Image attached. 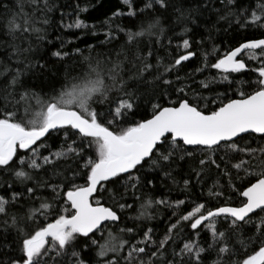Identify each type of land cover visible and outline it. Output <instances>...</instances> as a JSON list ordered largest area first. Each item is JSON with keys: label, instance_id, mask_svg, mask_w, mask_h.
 I'll list each match as a JSON object with an SVG mask.
<instances>
[{"label": "snow or ice", "instance_id": "obj_1", "mask_svg": "<svg viewBox=\"0 0 264 264\" xmlns=\"http://www.w3.org/2000/svg\"><path fill=\"white\" fill-rule=\"evenodd\" d=\"M30 3L35 7L33 12L27 13L24 12L23 0H16V8L19 11L9 10L10 18L6 24L8 33L12 36L18 33H35L38 40H44L42 33L45 29L36 25L48 24L46 11L50 10L49 0H44L42 6L40 0H30ZM123 3L128 6L127 12H114L109 22L122 15H138L132 0H123ZM154 3L159 4L161 8L167 7V0H154ZM4 7L9 9L7 4ZM152 7L153 0L144 5V9ZM225 8L227 16L222 15L220 19L238 18L236 23L245 29L264 27V0H258L255 8H252L251 4L247 8L242 3L238 5V0H226ZM144 9H140V12ZM36 13H41L42 18ZM181 18L187 19L183 12ZM229 22L231 23V20ZM66 27L80 29L88 25L77 18ZM183 31L187 33L189 29L185 27ZM163 33L159 18H155L148 19L147 22L142 21L138 30L127 31L126 35L128 43L131 44L145 35L159 37ZM112 38L111 32L106 34L107 41ZM181 39L185 53L176 58L173 64L164 66V73L156 75L151 82H146L145 73L152 65L144 57H136V60L140 61L139 64L132 62L136 71L128 79L123 75L120 54L111 62V66L104 65L100 60L93 63L91 57H85L87 70L81 77L74 78L64 85L58 93L53 91L51 96H47L25 90L16 101L15 110H9L8 106H5L0 114V170L12 169L23 188L17 191L9 185L11 199L0 196V217H3L0 224L5 231L10 228L16 230L17 249L14 251L19 252V255L3 252L0 254V264H48L46 257L52 260V264H59L56 258L67 256L69 249H73L71 256L75 258L74 264H92L82 258L81 252L92 250V246L97 245L98 242L94 238L97 232L103 233L109 223L120 221V215L114 207L102 203L97 194L108 191L109 183L115 190L126 174L125 190L128 186L136 189L141 181L139 176L133 175V170L139 173L145 165L149 171L158 169L165 176H171L168 169L178 160L193 158L195 154L202 157L198 161L199 168L193 169L196 177L201 178L205 169L210 171L214 166L229 177V186H233L240 198L239 204L208 208L205 203H196L190 211L180 215L168 227L167 234L155 250L151 251L148 264H156L153 258L163 257L167 245L174 242V235H179V231L185 227L191 229V235L183 242L179 252L174 250V256L179 257V260L172 259L166 264H202V254L208 249L215 251L217 255L213 264H229L232 256L238 251L231 246V241L234 236L238 239L244 236L247 232L246 225L253 226L256 233V239L249 237L248 242L255 244L259 241V247H254L251 253H246L233 264H264V38L238 42L223 55L220 54L219 48L213 46L210 53H204V67L196 70L202 72L204 68L210 67L221 74L218 80L213 77L200 81V87L203 89H209V85L216 82L227 81L231 85L233 80H237L239 83L237 77L230 80L231 74L255 73L253 83L256 86L252 88L250 84L251 91L246 92L241 88L238 98H232L227 93H218L216 97L210 98L193 92L194 101L187 98L185 86L173 87V81L164 78L165 74L177 71L182 62L195 55L193 51H189L190 40L183 36ZM76 52L79 53L80 50L76 49ZM51 55L58 60H64L69 53L57 50ZM210 56L217 57L215 62L209 63ZM242 56L258 61L259 66L249 68ZM25 67L32 66L26 64ZM105 73L111 85L106 82ZM20 76L21 72L17 70L10 82L11 86L17 85ZM129 80L134 82L131 88ZM176 80H181L178 74ZM159 82L168 88L158 96L156 88ZM149 83L153 88L152 97L156 100H149L151 115L134 119L140 108L138 100L144 98L137 93L141 90L147 92ZM170 91L177 93L175 99L169 95ZM113 92L116 93L115 96L112 95ZM160 96L167 100V106L159 102ZM32 100H35L34 108ZM200 101L204 102V108H207L209 103L218 102L219 106L205 111L201 108ZM20 107L24 109L23 116L19 115ZM61 131L64 132V146L50 155H42L38 149L44 146L43 141L53 132L58 134ZM257 138L259 142L253 147L252 142ZM93 147L95 158L85 151ZM21 151H30L31 156L26 159L25 156L18 155ZM221 152L223 154L216 159L217 154ZM69 159L73 160V167L69 169L71 176L64 174L63 180L57 183L45 178L47 169L43 168L44 165H54L55 161ZM17 161L19 168L15 167ZM229 163L231 168L235 169L236 179L244 182L243 186H234L232 172L227 167ZM25 165L28 170H25ZM77 177H82L84 182L76 183ZM29 180L33 181L34 186L26 184ZM133 180L135 183L129 185ZM146 183L152 185L153 180L148 179ZM183 183L187 187L189 180L185 179ZM37 189H49L54 195L51 199L44 198L37 194ZM209 195L219 198L224 193L210 191ZM25 199L32 203L25 204ZM36 201H39L38 206ZM56 201H62L65 207L61 209ZM153 203L163 205L167 204V201H145L137 219L147 216V209ZM184 203V200H177L175 206L178 208ZM13 206L17 207L10 211ZM68 206L71 209L70 215L58 214L53 221L30 229L27 222L35 221L39 216L47 219L54 209L68 213ZM126 206L119 204L120 209ZM221 218L224 230L218 227ZM201 230H207L211 237L208 249L201 246L198 239H192L193 235L199 237ZM120 231L131 233L133 229L122 228ZM150 232L151 229L144 232L143 239L139 242L145 246H133L129 250L128 259L146 253L147 243L151 240ZM243 242L241 239V243ZM125 243L126 241L118 240V237L109 232L104 243L98 245L96 256L103 258L108 253H118ZM80 246L81 251H76ZM51 253H55V257L50 256ZM95 264H119V259L96 260ZM140 264H145L143 259H140Z\"/></svg>", "mask_w": 264, "mask_h": 264}, {"label": "trees", "instance_id": "obj_2", "mask_svg": "<svg viewBox=\"0 0 264 264\" xmlns=\"http://www.w3.org/2000/svg\"><path fill=\"white\" fill-rule=\"evenodd\" d=\"M23 2L24 12H33L35 6L30 3V0H23ZM43 2L44 0H40L41 6ZM148 2L149 0H132L138 13L137 16L122 15L109 22V18L112 17L114 12L118 10L127 12L128 6L123 3V0H49L50 10L46 11L48 24L36 25L45 29L42 33L45 39L38 40L35 33L31 35L28 33H18L15 36L9 35L6 27L7 20L10 18L9 10L19 11V9L16 8V0H0V114L3 113L6 105L9 110H15L16 101L19 100L20 95L25 90L34 91L41 95L46 94L47 96H51L53 91L58 93L64 85L84 74L87 70L85 57H91L93 63L100 60L104 65L111 66V62L115 61L118 54H120L119 59L123 61L125 79L135 73L136 69L132 67V62L140 63L136 60V57H144L152 65L151 69L145 73L146 82H151L156 75L164 73V66L173 64L176 58L185 53L181 46V36L190 40L191 47L189 51H193L195 55L188 61L182 62V66H179L177 71L165 74L164 78L172 80L173 87L185 86L189 100L194 101L193 92L210 98L216 97L218 93H227L232 98H238V91L241 88L247 92L256 86L253 83L256 78L255 73L245 72L230 75V80L232 77H237L239 83L237 80H233L231 85L227 81L216 82L211 83L209 89H203L200 87V81L210 80L213 77L218 80L221 74L210 67L204 68L202 72L196 70L204 67V53H210L213 46L219 48L220 54L223 55L224 52L237 45L238 42L251 38H264V27L245 29L236 23L238 18L220 19L222 15L227 16L226 0H167L166 8H161L153 0V7L144 9V5ZM257 2L258 0H238V5L242 3L247 8L251 4L252 8H255ZM5 4L9 6V9H5ZM140 9H144V11L140 12ZM233 11H235V8H233ZM181 12L184 13L187 19L181 18ZM36 15L42 18L41 13H36ZM77 18L81 19L88 27L80 29L66 27L74 23ZM155 18H159L161 22V27L164 29L163 35H159V37L145 35L131 44L128 43L127 31H136L142 21L147 22L148 19ZM185 27L189 29L187 33L183 31ZM109 32L112 33L113 38L107 41L106 34ZM76 49H79L80 52L77 53ZM57 50L68 52L69 56L65 57L64 60H58L51 55L53 51ZM149 52H151V55H149ZM216 58V56H210L209 63L215 62ZM241 58L247 62L249 68L259 66L258 61L249 60L247 56ZM26 64L32 67L26 68ZM38 65H45V67L40 68ZM17 70L21 72V76L17 85L13 87L10 82L13 76L16 75ZM177 74L181 77L180 81L176 80ZM105 77L106 82L111 85V81L107 80V73H105ZM133 84L134 82L129 80L130 88ZM250 84L252 88L249 87ZM166 88H168L167 85L159 82L156 88L157 95L159 96L160 92ZM152 91L153 88L149 83L147 92L141 90L137 93L138 96L144 98L138 100L140 108L134 119L150 117L152 108L149 100L156 102L155 98L152 97ZM112 95L115 96L116 93L113 92ZM169 95L175 99L177 93L170 91ZM159 102L167 106V100L162 96H160ZM31 104L34 108L35 100H32ZM200 106L203 110L208 111L218 107L219 103H209L207 108H204V102L200 101ZM94 107L100 108L101 106L94 105ZM103 107L106 108V106ZM19 115H24L23 107H20ZM64 141L63 131L58 134L53 132L43 141L44 146L40 147L38 151L42 155H50V153H54L63 147ZM257 142H259V138L252 142V146L255 147ZM77 143H79V139H77ZM85 151L95 158L94 147ZM29 152L24 153L21 151L18 155L25 156L27 159ZM222 154L223 152L217 154L215 158L219 159V155ZM200 158H202L200 154H195L193 158L186 157L185 160H178L171 169H168L171 176H165L158 169L149 171L147 165L139 173L133 170V175L139 176L141 181L136 189L128 186L125 190L127 174L115 190H113L111 183L107 184L108 191L97 194L98 198L107 206L114 207L120 215V221L115 224H108L103 233L97 232L94 237L98 242L97 245L92 246V250L82 251V258L85 261H91L92 264H95L96 260L108 261L117 258L119 264H140V259L148 264L151 251L155 250V247L167 234L168 227L180 215L190 211L196 203H205L208 208L225 205L238 206L240 198L233 190V186H229V177L219 172L214 166L210 171L205 169L201 173V178L196 177L193 169L199 168L198 161ZM15 167H20L18 161ZM72 167V159L58 160L55 161L54 165H44L43 168L47 169L45 178L52 183L60 182L63 180L64 174L71 176L69 169ZM227 167L232 172L234 186H243L244 182L236 179L235 169L231 168V163ZM24 168L28 170L27 165ZM56 173L60 175H56ZM241 175L243 174L241 173ZM148 179L153 180L152 185L146 183ZM185 179L189 180L187 187L183 183ZM251 179L254 180V177ZM83 182L82 177L76 178V183ZM131 183H135V181H130L129 185ZM26 184L34 186L31 180L26 181ZM9 185H12L17 191L23 188V185L14 176L12 169L0 170V196L10 200L11 189ZM210 191H222L224 195L217 198L210 196ZM37 194L47 199H51L54 195L49 189H37ZM26 195L25 193V197ZM149 199L152 201L165 200L167 204L157 205L153 203L147 209V216L137 219L142 211L141 205ZM177 200H184L185 203L177 208L175 206ZM24 203L31 204L32 201L25 199ZM56 203L60 204L61 209L65 207L62 201H56ZM38 204L39 201H36V206ZM119 204L127 206L120 209ZM15 207L17 206L10 208V211H14ZM68 207V213L54 209L47 219L39 216L35 221L27 223L30 229H35L41 223L53 221L58 214L70 215L71 209L70 206ZM174 212L176 215H173ZM2 220L3 217H0V221ZM218 227H220V230H224L222 218ZM122 228H132L133 231L131 233L121 232L120 229ZM245 228L247 232L242 238L238 239L234 236L231 241V246L238 251L232 256L229 264L243 258L246 253H251L254 247H259V241L255 244L248 242L249 237L253 240L256 239L255 228L251 225H246ZM149 229H151V240L147 243L146 253L128 259L129 250L133 246H145V244L139 242L142 241L144 232ZM109 232L118 237V240L122 239L126 243L118 253H108L107 256L99 258L96 256L98 245L104 243ZM189 235H191V229L188 227L179 231V235H174V242L167 245L164 256L159 259L153 258L156 264H166L167 261L172 259L178 261L179 257L174 256V250L179 252L183 242L187 240ZM192 239H198L201 246L206 249H208V244L211 242L207 230H201L200 236L193 235ZM241 239H243V243H241ZM4 245L8 247H3ZM81 248L82 246L77 247L75 250L81 251ZM16 249V230L10 228L5 231L3 225L0 224V254L8 252L9 255H19L18 251H14ZM72 250L69 249L67 256L56 258L59 264H74L75 258L71 256ZM50 256L55 257V253H51ZM45 259L48 260V264H52L51 259L47 257ZM216 259V252L211 249L202 254V264H213Z\"/></svg>", "mask_w": 264, "mask_h": 264}, {"label": "rangeland", "instance_id": "obj_3", "mask_svg": "<svg viewBox=\"0 0 264 264\" xmlns=\"http://www.w3.org/2000/svg\"><path fill=\"white\" fill-rule=\"evenodd\" d=\"M243 57V56H242ZM31 156V152H29V154H28V157H30ZM42 163V162H41Z\"/></svg>", "mask_w": 264, "mask_h": 264}, {"label": "water", "instance_id": "obj_4", "mask_svg": "<svg viewBox=\"0 0 264 264\" xmlns=\"http://www.w3.org/2000/svg\"><path fill=\"white\" fill-rule=\"evenodd\" d=\"M192 58V57H191ZM109 224H113V223H109Z\"/></svg>", "mask_w": 264, "mask_h": 264}]
</instances>
